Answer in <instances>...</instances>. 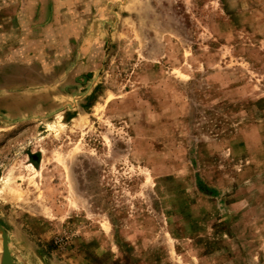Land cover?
Wrapping results in <instances>:
<instances>
[{"label": "rangeland", "instance_id": "374dc122", "mask_svg": "<svg viewBox=\"0 0 264 264\" xmlns=\"http://www.w3.org/2000/svg\"><path fill=\"white\" fill-rule=\"evenodd\" d=\"M85 57L0 46L14 264H264V0H116Z\"/></svg>", "mask_w": 264, "mask_h": 264}, {"label": "crops", "instance_id": "0c3cea01", "mask_svg": "<svg viewBox=\"0 0 264 264\" xmlns=\"http://www.w3.org/2000/svg\"><path fill=\"white\" fill-rule=\"evenodd\" d=\"M116 0H0V46L85 57L108 35Z\"/></svg>", "mask_w": 264, "mask_h": 264}, {"label": "water", "instance_id": "95a60500", "mask_svg": "<svg viewBox=\"0 0 264 264\" xmlns=\"http://www.w3.org/2000/svg\"><path fill=\"white\" fill-rule=\"evenodd\" d=\"M0 236L2 239V248L0 252V264H14L7 245V235L3 230L2 226L0 225Z\"/></svg>", "mask_w": 264, "mask_h": 264}, {"label": "bare ground", "instance_id": "6f19581e", "mask_svg": "<svg viewBox=\"0 0 264 264\" xmlns=\"http://www.w3.org/2000/svg\"><path fill=\"white\" fill-rule=\"evenodd\" d=\"M1 248H2V239H1V236H0V252H1Z\"/></svg>", "mask_w": 264, "mask_h": 264}]
</instances>
